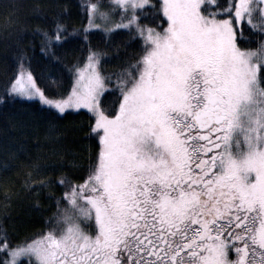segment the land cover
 I'll return each instance as SVG.
<instances>
[{
    "label": "snow or ice",
    "instance_id": "6c2138e0",
    "mask_svg": "<svg viewBox=\"0 0 264 264\" xmlns=\"http://www.w3.org/2000/svg\"><path fill=\"white\" fill-rule=\"evenodd\" d=\"M213 3L83 0L79 28L62 12L35 27L39 70L36 44L17 40L0 106L87 109L97 147L82 178L58 177L65 191L51 227L13 240L0 226V264H264V0L202 10ZM149 14L155 23H141ZM94 30L107 40L126 32L125 47L139 41V51L106 72L109 53L91 44ZM252 34L256 47L238 43ZM74 35L87 54L66 63L61 50ZM57 65L71 78L67 90ZM109 89L120 97L110 110L100 103ZM9 125L18 126L11 117ZM23 150L8 149L6 162Z\"/></svg>",
    "mask_w": 264,
    "mask_h": 264
},
{
    "label": "trees",
    "instance_id": "16d2710c",
    "mask_svg": "<svg viewBox=\"0 0 264 264\" xmlns=\"http://www.w3.org/2000/svg\"><path fill=\"white\" fill-rule=\"evenodd\" d=\"M154 2L159 3V0ZM35 3L41 5L39 11L34 10ZM82 3V0H0V94L16 70L17 40L22 38L25 45L29 41L36 44L33 64L39 70L46 62L39 55L35 27L50 24L53 17L62 12L70 28H79L87 23ZM147 11L150 13L151 9ZM141 23L154 24L155 18L151 14L143 16ZM245 35H249L247 30ZM126 36V32L118 31L107 40L102 32L90 33L91 44L109 53L104 60V71H118L126 56H134L139 51V41L125 47ZM238 43L244 47L257 46L255 34L249 40H238ZM118 45L117 54L115 48ZM61 52L65 62L71 63L86 56L87 45L79 35H74ZM52 70L63 74L67 90L69 74L59 65ZM119 98L118 91L106 90L101 106L109 110L118 107ZM9 117L17 122V128L10 127ZM92 120L93 116L87 110H69L61 114L47 110L38 101H17L6 108L0 106V226L7 228L13 240L31 238L51 227L46 221L56 212V199L65 191L57 182L62 172L73 179L86 174L89 157L95 156L97 147L96 138L88 134ZM49 121L55 126L52 132H49ZM20 145L24 150L18 153L19 162H6L7 150ZM37 159L39 168H32L31 162ZM73 162L79 167H74ZM29 171L32 175L26 183ZM65 203L61 201L62 205Z\"/></svg>",
    "mask_w": 264,
    "mask_h": 264
},
{
    "label": "rangeland",
    "instance_id": "374dc122",
    "mask_svg": "<svg viewBox=\"0 0 264 264\" xmlns=\"http://www.w3.org/2000/svg\"><path fill=\"white\" fill-rule=\"evenodd\" d=\"M83 1V0H82ZM223 5L224 4V0H217V3H213V4H210V5H204L202 6V10H204L205 12H208V11H215L217 5ZM94 31H98V30H94ZM101 32V31H99ZM103 33V32H102ZM256 35V34H255ZM244 47V46H243ZM106 92V91H105ZM105 92L101 95L100 97V103H101V100H102V97L103 95L105 94ZM69 110H74L76 111L75 109H69ZM69 110H66V111H69ZM80 110V109H79ZM84 110H87V109H84ZM88 111V110H87ZM89 112V111H88Z\"/></svg>",
    "mask_w": 264,
    "mask_h": 264
}]
</instances>
